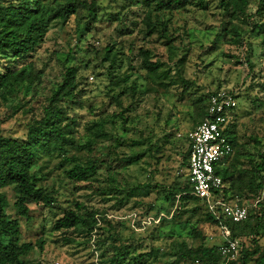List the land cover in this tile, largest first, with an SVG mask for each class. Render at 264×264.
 Here are the masks:
<instances>
[{"label": "rangeland", "instance_id": "1", "mask_svg": "<svg viewBox=\"0 0 264 264\" xmlns=\"http://www.w3.org/2000/svg\"><path fill=\"white\" fill-rule=\"evenodd\" d=\"M66 1L48 0L44 7L52 11L57 4ZM133 1L96 0L98 18L88 25L87 31L84 25L88 17L84 10L65 23H51L43 42L29 59L38 79L29 90L22 88L11 97H0V135L23 139L27 123L31 117L39 116L46 99L61 82L65 67L76 65L79 67L78 91H81L76 101L80 106H71L68 110L78 124L76 143L81 145L90 136L92 121L114 115L113 121L109 119L105 125L111 140L98 143L91 155L92 159L103 161L96 171V183L73 187L64 174L68 165L54 157L42 158L34 168L37 176H41V185L53 190L56 202L52 209L30 204L31 221L20 220V242L35 245L43 241L42 250L35 246L21 258L25 264H107L113 255L108 233L96 231L88 242V238L77 231L51 230L67 209H74L75 202L105 213L112 226L109 230L125 244L138 247V253H147L151 248L157 250L156 264L171 263L181 242L197 247L201 241L193 239L190 225L195 226L201 210L192 215L194 205L181 208L179 219L175 221L179 224H155L161 215H173L175 207L169 206L165 195L153 191L148 197H135L119 204L114 197L107 200L99 196L95 188L113 183L119 189L141 184L169 187L181 174L180 179L184 180L187 170L181 164L187 147L185 138L196 127L194 119L198 107L207 102L210 94L226 91L234 95L236 107L232 115L236 138L246 152L257 151L253 139L264 144V0H247L245 17L232 22L238 36L234 41L218 35L227 20L221 15L218 0H202L201 6L196 1L186 11L169 17L170 41L157 35L144 36L141 20L145 9ZM111 14H119L122 22L108 20ZM254 25H263V28H254ZM119 29L130 34L121 35ZM110 44L121 53L116 66L122 62L121 69L117 72L115 68L113 73L129 72L130 82L137 85L134 98L130 94L120 97L121 106L110 96L118 94L126 84L111 92L108 63L98 58ZM141 47L151 51V61L162 63L157 77L139 68L138 49ZM5 61L0 59V67ZM129 64L133 67L131 71ZM181 78L192 86L186 88ZM133 141L142 145L132 144ZM150 146H157L158 150L152 148L137 165L118 167L117 160L143 152ZM72 153L81 159L91 158L86 151L72 150ZM3 192L9 204L6 214L14 219L17 217L14 187H7ZM140 200L141 204L135 206L134 202ZM100 225L108 228L103 222ZM197 227L205 246H218L223 242L219 228L207 224ZM263 241L264 238L260 243Z\"/></svg>", "mask_w": 264, "mask_h": 264}, {"label": "trees", "instance_id": "2", "mask_svg": "<svg viewBox=\"0 0 264 264\" xmlns=\"http://www.w3.org/2000/svg\"><path fill=\"white\" fill-rule=\"evenodd\" d=\"M48 0H11L6 2L0 0V59L5 61V65L0 67V97H11L19 89L29 90V87L38 79V73H33V63L29 61L32 54L43 42L51 23H65L71 16L86 11L88 21L84 25V30H88V25L96 22L98 15V5L96 0H67L57 4L52 11L44 7ZM196 1L201 6L202 0H135L132 3L143 6L145 11L142 17L144 36L150 38L154 35L170 41L168 23L176 12L186 11ZM221 15L227 19L220 27L219 37L228 41L237 39V28L233 25L234 20L245 17L247 0H218ZM119 14H111L108 20H117ZM168 16V18H163ZM254 28H263V25H254ZM121 35L130 34L119 29ZM118 49L114 44L104 48L102 56L98 57L100 62L108 63V74L110 85L114 88L126 84L118 94H112L111 100L121 106L120 97L130 94L132 98L137 93L136 82H130L131 73L124 72L116 74L121 69V63L116 66L119 56ZM140 59L139 68L147 75L157 77L162 68V63L151 61L152 53L147 48L138 49ZM129 61V60H128ZM116 68V70H115ZM128 70H133L129 64ZM78 66L68 65L64 69L61 82L46 99L38 117H31L26 125V133L23 139L11 138L0 135V264H25L22 257L26 256L34 247L42 250L43 241L39 240L35 245L29 242H20L21 224L20 220L31 221L30 204L40 205L48 209L54 208L55 196L52 189L41 185V176H37L39 160L44 157H54L60 163H65L68 167L64 170L65 178L73 187L77 188L81 183H96V171L103 161L92 159L93 149L100 142L111 140L112 136L105 130L107 121L112 118L104 117L92 121L89 127L90 136L81 145L76 143L77 121L70 117L68 110L71 106L79 105L76 99L81 91L78 81ZM120 73V72H119ZM187 87L192 83L181 78ZM129 84V85H128ZM219 92V91H218ZM214 92L209 95H215ZM234 100L235 97L232 95ZM198 107L197 116L194 123L200 124L206 115L208 101ZM202 99L199 98L198 102ZM233 112V111H232ZM229 122L226 133L233 147V154L216 167V173L221 177L222 187L216 194L223 198L225 202L237 201L239 204H251L247 208L246 220L234 223L225 219L220 213L215 215L209 210L208 205L192 195V187L188 181L187 172L185 179L181 180V175L169 186L154 184H141L127 189H119L117 185L106 187L97 186L96 194L99 196L113 198L119 204H123L135 197L145 198L151 193L165 195L169 206L175 207L173 215L165 217L161 215L155 224L175 223L179 219L180 210L188 204L194 205L191 214L196 215L201 210L195 226H191L189 221L184 223L190 225L193 239L200 240L197 247H189L181 242L177 245V251L172 256L174 260L167 264H224V259L218 252V246L207 247L204 237L198 225H210L219 228L225 227L230 232L229 240L239 243V257L235 264H264V144L253 139L257 151L255 153L246 152L244 146L239 144L236 138L235 123L233 119ZM127 118L124 119V122ZM186 151L184 152L182 164L187 170L188 164V139ZM132 144L142 145L133 141ZM157 146H150L143 152L133 153L123 160H117L118 167H129L137 165L147 152ZM73 151H86L91 158L81 159L75 156ZM158 150V147L157 149ZM233 156V157H232ZM232 158V159H231ZM112 169V168H108ZM44 178V177H43ZM13 186L16 194L14 203L17 217L10 219L6 214L9 207L7 197L3 189ZM140 201H135L134 205L139 206ZM153 206L150 205L149 209ZM159 214V213H158ZM103 222L106 227H101ZM110 221L105 213L88 209L84 204L75 202L74 209H67L62 217L58 218L52 225L51 230L77 231L88 238L96 231L108 233L107 239L111 241L110 249L112 257L107 264H156L158 251L151 248L147 253H138V247L125 244L121 237L111 232ZM63 234H66V233ZM152 239V237H151ZM69 242L70 240L65 239ZM140 248V247H139ZM169 255V253H167ZM171 256V255H170Z\"/></svg>", "mask_w": 264, "mask_h": 264}, {"label": "built area", "instance_id": "3", "mask_svg": "<svg viewBox=\"0 0 264 264\" xmlns=\"http://www.w3.org/2000/svg\"><path fill=\"white\" fill-rule=\"evenodd\" d=\"M235 107L233 96L226 91H219L209 98L204 120L187 134V175L193 196L204 201L215 215L220 213L225 219L239 223L247 218V206L237 201L225 202L216 194L222 187V180L215 170L233 154L226 129ZM221 231L223 242L218 245V252L224 264H235L239 243L229 240L230 232L225 227Z\"/></svg>", "mask_w": 264, "mask_h": 264}]
</instances>
